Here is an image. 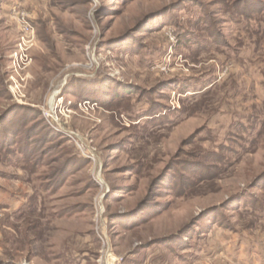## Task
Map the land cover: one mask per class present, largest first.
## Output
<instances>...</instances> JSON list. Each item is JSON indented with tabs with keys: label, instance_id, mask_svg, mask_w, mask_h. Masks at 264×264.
<instances>
[{
	"label": "rangeland",
	"instance_id": "rangeland-1",
	"mask_svg": "<svg viewBox=\"0 0 264 264\" xmlns=\"http://www.w3.org/2000/svg\"><path fill=\"white\" fill-rule=\"evenodd\" d=\"M264 264V0H0V264Z\"/></svg>",
	"mask_w": 264,
	"mask_h": 264
},
{
	"label": "built area",
	"instance_id": "built-area-1",
	"mask_svg": "<svg viewBox=\"0 0 264 264\" xmlns=\"http://www.w3.org/2000/svg\"><path fill=\"white\" fill-rule=\"evenodd\" d=\"M111 264H114V261Z\"/></svg>",
	"mask_w": 264,
	"mask_h": 264
}]
</instances>
